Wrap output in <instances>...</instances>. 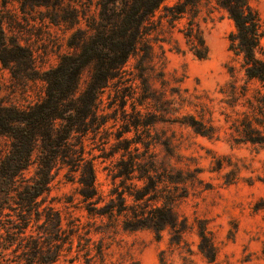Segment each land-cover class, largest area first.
I'll use <instances>...</instances> for the list:
<instances>
[{"label": "rangeland", "instance_id": "obj_1", "mask_svg": "<svg viewBox=\"0 0 264 264\" xmlns=\"http://www.w3.org/2000/svg\"><path fill=\"white\" fill-rule=\"evenodd\" d=\"M251 4L264 17V0ZM108 5L0 0V109L21 113L42 102L47 79L76 59ZM197 19L205 58L174 31L162 57L153 43L163 73L144 61L148 97L134 67L140 55H132L122 76L101 83L82 132L72 131L50 156L36 139L23 181L0 192V264H264V107L240 94L239 58L227 48L231 20L204 10ZM95 71L91 60L80 67L57 103L62 117L52 120V137L77 124L70 107L82 104ZM10 141L0 136V157ZM41 170L48 183L38 211H24L16 192ZM200 226L215 248L212 261L199 251Z\"/></svg>", "mask_w": 264, "mask_h": 264}, {"label": "trees", "instance_id": "obj_2", "mask_svg": "<svg viewBox=\"0 0 264 264\" xmlns=\"http://www.w3.org/2000/svg\"><path fill=\"white\" fill-rule=\"evenodd\" d=\"M108 6V11L101 13V22L94 27L95 35L79 46L76 59L71 63H61L56 74L47 79V96L42 102L21 113L0 109V136L7 135L11 138L8 153L3 158L0 157V192L4 195L9 194L8 191L16 185L15 182L23 181V171L29 165L37 138H40L42 148L50 156L54 152L52 147L65 142L72 131L82 132L85 129L81 118L91 113L92 99L104 85L101 83L109 78L122 76L130 56L140 55L134 67L142 82V99L148 97L150 91L143 76L144 61L149 62L151 69L161 71V66L156 67L157 62L152 59L153 43H158L162 57L163 43H170L172 34L176 31L196 58H205L208 49L197 19L202 10L210 19L214 13H218L219 18L231 20L233 28L226 36L227 48L233 57L239 58V70L243 79V83L238 86L240 94L250 107H264V17L251 4V0H109ZM174 42L171 48L180 51L175 39ZM0 45H3L1 37ZM3 57L0 51V60L4 61ZM88 60L93 61L96 67L93 81L85 92L82 104L70 107L77 114L78 122L70 124L73 122L68 120L70 123L62 126L58 134L52 137L49 133L52 120L62 117V108L57 103L71 92L80 67ZM228 71L230 76H235L233 65L228 66ZM230 86L236 90L235 79L230 82ZM235 90L230 92L232 96L237 94ZM65 107L63 106V111ZM49 159H43L41 165L48 167ZM47 183L45 172H37L32 184H25L20 192H16V206L24 211L37 212L36 199L46 189ZM4 203L5 199H0V220L5 213ZM14 227L20 229V232L24 228L19 225ZM184 227L183 222L179 234L184 231ZM198 235L202 239L200 253L212 261L215 248L205 227L200 226Z\"/></svg>", "mask_w": 264, "mask_h": 264}]
</instances>
